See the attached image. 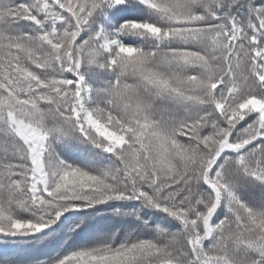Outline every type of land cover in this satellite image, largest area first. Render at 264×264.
<instances>
[{"label":"snow or ice","instance_id":"6c2138e0","mask_svg":"<svg viewBox=\"0 0 264 264\" xmlns=\"http://www.w3.org/2000/svg\"><path fill=\"white\" fill-rule=\"evenodd\" d=\"M0 264H264V0H0Z\"/></svg>","mask_w":264,"mask_h":264}]
</instances>
